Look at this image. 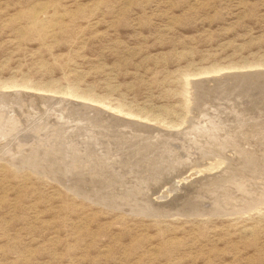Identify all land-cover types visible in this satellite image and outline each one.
<instances>
[{
	"label": "rangeland",
	"instance_id": "374dc122",
	"mask_svg": "<svg viewBox=\"0 0 264 264\" xmlns=\"http://www.w3.org/2000/svg\"><path fill=\"white\" fill-rule=\"evenodd\" d=\"M67 90L77 96L60 93ZM2 92L18 100L29 94L4 110L24 115L19 120L24 132L11 136L12 141L19 140L10 143L12 150L26 153L44 133V128L37 129L39 134L24 129L21 123L29 122L25 116L46 109L38 114L42 121L48 118L45 128H51L59 111L54 112L45 100L62 97L71 99L62 112L71 107L76 117H83L80 120L88 114L99 118L93 119L98 124L94 130L116 127L100 134L103 140L113 137V146L133 143L153 146L158 152L160 145L175 146L181 152L172 158L175 169L162 168L167 163L151 152L147 156L155 159L142 156L141 167L127 170L114 162L116 184L127 182L129 173L131 183L144 178L142 185L148 190L143 191L153 199L198 169L225 176L232 167L238 174L221 187L223 196L261 197L254 207L238 212L202 214L192 212L197 194L192 198L184 194L162 212L144 214L131 208L149 197L137 193L136 202L130 199L135 206L129 202L120 206L122 201L104 205L95 200L101 182L95 175L68 173L60 178L54 176L60 174L59 161L53 163L54 169L52 163L36 165L46 176L10 164L4 157L10 159L12 153L18 157V152L10 154L9 144L6 149L0 146V264H264V0H0ZM43 96L47 99L42 103ZM34 100L40 104L36 106ZM118 119L126 121V128L119 126ZM157 138L165 143H152ZM225 156L235 161L223 162ZM143 170H151V175ZM118 173L128 175L123 178ZM112 177L102 184L104 190L115 184ZM204 198L201 201L208 202ZM202 202L199 205L208 207Z\"/></svg>",
	"mask_w": 264,
	"mask_h": 264
},
{
	"label": "bare ground",
	"instance_id": "6f19581e",
	"mask_svg": "<svg viewBox=\"0 0 264 264\" xmlns=\"http://www.w3.org/2000/svg\"><path fill=\"white\" fill-rule=\"evenodd\" d=\"M4 88H12V87H14L13 85H4L3 86ZM10 92V91H9ZM10 93H12V92H10ZM9 93V94H10ZM15 93V92H14ZM25 93V92H24ZM59 93V92H58ZM60 93H63V95H68V96H70V97H75V96H77L73 91H71V90H67V91H60ZM9 94H3V92L2 93H0V138L1 139H4V140H2V141H0V146H6V147H4L5 149L8 147V144L10 145V143L11 142H15V141H17V140H15V141H12V140H14L13 139V137L11 138V136H13V134L15 135V133L16 134H19L20 135V133L18 132L19 130H21V128H20V122H23L22 120L21 121H19L20 120V118L22 117V116H24L23 114H22V116L21 117H19L18 116V110L19 109H17V114L15 113V111L16 110H14V109H11V110H13L12 112V114H8L7 113V111H4V110H6L7 109V107L8 108H14L15 106H12V103H14L15 104V102L16 103H20L19 102V100L20 99H22V97H26V96H28L29 97V94H27V95H22V93H21V95H22V97L18 100L17 98L18 97H16V96H8ZM13 94V93H12ZM20 94V93H19ZM34 94V93H33ZM32 94V95H33ZM37 94V93H36ZM11 95V94H10ZM13 95H16V93L15 94H13ZM20 95V96H21ZM31 95V94H30ZM31 95V96H32ZM39 95V94H38ZM37 95V96H38ZM18 96V95H17ZM19 96V97H20ZM12 97V98H11ZM24 97V98H25ZM32 97H36V95L34 96H32ZM45 96H43V97H39V98H42V101H40V102H42L43 103V99H47V96L44 98ZM27 99V98H26ZM32 100H33V98H31ZM31 99H29L30 101H32ZM35 99V98H34ZM28 100V99H27ZM27 100H22L21 102H23L24 101V103H21V104H24V106L25 105H27V104H25L26 103V101ZM28 100V101H29ZM36 101H37V98L35 99ZM34 100V103L36 102ZM47 100H50V102L49 101H47ZM47 100H45L46 102H47V104H49L48 106L49 107H52L51 109H53L54 110V112L55 111H59V114H55L54 116H56V120H53V121H55V123H54V125H52V127L51 128H49V129H47V127L45 128V123H47V122H45V120H47V121H49L48 120V118H45L44 117V121H42V116H40L39 114L44 110H40L41 112L39 113V111H37L38 113L36 114V113H32V112H30V113H28V115L27 116H25V117H27L28 118V121L29 122H26V124H23V123H21L22 125H23V128L24 129H26V128H33V132L35 131V130H39L40 129V131L42 130V128H44L43 130L44 131H42V133L43 134H39L38 132V130H37V133H35V134H39V135H41V136H39V137H37V136H35V137H37L36 139H34V141L31 143V144H29L28 146H31V148L30 149H27V152L26 153H24V152H22V150L21 151H19V149H18V151L16 150V149H14V150H12V148H11V145H10V154H11V151H17L18 152V157H14V155H16L15 153L13 154H11V155H13V156H11L9 153H8V155H10L9 157H10V159H8V158H6V157H4L10 164H12V165H14V166H17V167H22L23 168V166H27V167H29L33 172H39L40 174H41V172H43V173H45L44 172V170H42V169H36V165H39V164H41V163H48V164H51L52 163V165H50V166H53V163L55 164V162H57V161H59L60 163H61V165H59L58 164V166H57V168H58V172L60 173V174H56V175H54V176H64L65 177V175H67L68 173L69 174H72V176H73V174H81V173H89L90 175L92 174V176H94L95 175V179H96V177H97V179L99 178L100 180H101V182H100V185H98L99 187V191L97 192V195L95 194V196H96V198L97 199H95V200H97V202H99V203H102V204H110L111 202L113 203V204H115L116 205V203H120L121 201V204H119L120 206L122 205V203H123V205H125L126 203H128V204H130V202H131V200H133V202H136V197H135V195L137 194V193H139V197L141 196V197H149V198H147L146 199V197H145V199L147 200H143V199H141L142 201H144L145 203L143 204V203H141L140 202V200L139 201H137L136 203H138L139 202V207H137V208H131L132 210L134 209H137L138 210V212L140 211V212H143L144 214H154V212H162V210H161V208H163V209H165V207H168V206H170L171 207V205L170 204H172L173 202V200L174 199H176V198H178L179 196L181 197V196H184V194L186 195V194H189V196H191V198L194 196V193H196L197 195H195V197H197L198 198V200H196V198H195V202H193V200L194 199H191L190 197V200H191V203H189V204H191L192 205V202H193V204H195L196 203V210H195V208L193 209V210H195V211H192V212H199V213H202V214H207V213H218V212H220V213H229V212H235V211H241V210H244V209H248V208H251V207H254V205L255 204H257L258 203V201L260 200V198L259 197H261V196H258L257 198H255V199H250V200H247L246 198H248V197H252L250 194H245L244 195V197H245V199L243 198H241V199H238V198H225L223 195V191H221L220 189H221V187H223L224 185H226V184H229V183H231V179H233L234 178V175L235 174H238V173H236V171H234V168H228V170H226V172H227V174L225 175V176H222L221 175V172H219V173H215V174H209V172H207L206 170L204 171H202V169L200 170V169H198L197 171H194V172H191L190 174H188L187 176H184V177H181L180 179H178L177 181H175L174 183H172L171 185H170V187L169 188H167L166 187V189H163V190H160L159 191V193L156 195V197L155 198H153V199H151V197H150V195L149 196H147L148 194H146L147 192H144L146 189H144V187H143V185L142 184H144V183H142V180L144 179V178H141V177H139L138 179H136L137 177V175H136V172H135V174L134 175H136V176H133V178L134 177H136L135 178V180L133 181V179H132V183H131V180H129L130 179V173H129V178L126 176V178L128 179V181L126 182V180L124 181H120V183H115V181H116V179L118 178L117 176V178L115 179L114 177H115V173H114V171H113V165H114V162L115 163H117L118 165H119V167L120 166H124L123 168H125L126 167V169L128 170V168L129 169H132L133 167H136L135 165H140V162H143V158H146V157H148V158H150V157H152V156H147V152H151L152 153V155H155V158H159V161H161L162 162V160L164 161V162H166L167 164H163L164 165V167H163V165H162V168H165L166 169V166H168L169 168H176V167H173L174 166V164H173V166H172V163H173V161H172V158L174 157H177L178 155H180V151L178 152L177 150H176V147L175 146H161L160 145V142H162V144L163 143H165V140H160L159 138H157V139H159V140H156L155 142H152V143H157V144H159L160 146H158V148H161V150L158 152V150L157 149H153L152 147L153 146H135L133 143H131L129 146H113V145H111L110 143L112 142L111 140L113 139V137H112V139H102L103 138V134H104V132L102 133V130H106L107 128V131L109 130V129H114V128H116V127H114L113 125V127H111V128H109V127H107V128H101L100 126H99V128H101L102 130H100V131H96V130H94V128L95 127H97L98 128V124H94V122L96 121V120H93V119H99V118H94L93 117V119H91V115H90V117L88 116L89 114L87 113V112H89V110H88V108H90V107H92L91 105H89V107L87 108V117L84 119L85 120V122H83V124L82 125H80L81 124V122L82 121H84V120H82L83 119V117L82 116H80V118H82L81 120H80V118L79 117H76V113L75 112H72L71 110H70V108L69 109H66L65 108V110L62 112V108L64 107V105H67V104H71V102H70V100H67L66 98H60V97H56V98H51L50 97V99L48 98ZM72 100H74V99H72ZM39 101V100H38ZM44 101V102H45ZM77 101V100H76ZM33 102V101H32ZM49 102V103H48ZM34 103H32V108H33V106H34ZM37 104H36V106L38 105V103L39 102H36ZM51 103V104H50ZM77 103V102H76ZM29 104V103H28ZM40 104V103H39ZM56 104H58V107L57 108H55L54 107V105H56ZM69 104V105H70ZM72 104H75V103H72ZM16 105H18V104H16ZM63 105V106H62ZM69 105H67V106H69ZM77 105H78V103H77ZM77 105H71L72 107L73 106H77ZM83 105H85V104H83ZM30 106H31V104H30ZM44 106V105H43ZM23 107V106H22ZM35 107V106H34ZM42 107V106H41ZM41 107H37L38 109H40ZM66 107V106H65ZM80 107H81V105H80ZM79 106H78V108L79 109H81ZM17 108V107H16ZM15 108V109H16ZM26 108V110H27V106L25 107ZM45 108H46V106H45ZM68 108V107H67ZM76 109H77V107H75ZM74 108V109H75ZM85 108V107H84ZM22 109V108H21ZM24 109V108H23ZM64 109V108H63ZM73 108H72V110H74ZM212 109V108H211ZM8 110V109H7ZM25 110V109H24ZM34 110H35V108H34ZM37 110V109H36ZM46 110V109H45ZM45 110H44V112L43 113H46V112H48V110H46V112H45ZM50 110V109H49ZM68 110H70V111H68ZM91 110V109H90ZM99 110V107H98V109H97V111ZM9 111V110H8ZM23 111V110H22ZM28 111H30L29 109H28ZM52 111V110H51ZM50 111V112H51ZM74 111H76V110H74ZM84 111V110H83ZM107 111V110H106ZM2 112V113H1ZM21 112V111H20ZM25 112V111H24ZM23 112V113H24ZM49 112V113H50ZM109 114H110V111H107ZM11 113V112H10ZM14 113H15V115H17L18 117H16L15 115H14ZM32 113V114H31ZM48 113V114H49ZM52 113V112H51ZM80 113V112H79ZM78 113V114H79ZM82 113V112H81ZM106 113V112H105ZM119 113V112H118ZM31 114V115H30ZM42 114V113H41ZM90 114H91V112H90ZM107 114V113H106ZM127 114V113H126ZM20 115V114H19ZM26 115V114H25ZM79 115H81V114H79ZM78 115V116H79ZM84 115H85V113H84ZM83 115V116H84ZM112 115V114H111ZM47 116V115H46ZM52 116V115H51ZM99 116V115H98ZM108 116V115H107ZM106 116V117H107ZM113 116H115V115H113ZM112 116V117H113ZM194 116V115H193ZM231 116V115H230ZM24 117V118H25ZM48 117V116H47ZM19 118V119H18ZM42 118V119H41ZM49 118H50V116H49ZM52 118V117H51ZM108 118V117H107ZM215 118V117H214ZM101 119V118H100ZM26 120V119H25ZM41 120V122H39ZM51 120V119H50ZM81 121V122H77V121ZM107 120V119H106ZM115 120H117V119H115ZM36 121V122H35ZM52 121V120H51ZM52 121V122H53ZM122 120L121 119H118V123L119 122H121ZM39 122V123H38ZM50 122V121H49ZM98 122H99V120H98ZM117 122V121H116ZM222 122V121H221ZM96 123V122H95ZM101 123V122H100ZM106 123H108V122H106ZM110 123H114V122H110ZM110 123H108V125L107 126H109V124ZM126 123V121H122L121 123H119L120 125L119 126H122L123 124H125ZM50 124V123H49ZM103 124V123H102ZM116 124V123H115ZM122 124V125H121ZM209 124V123H208ZM21 125V126H22ZM46 125H48V123L46 124ZM51 125V124H50ZM49 125V126H50ZM100 125V124H99ZM105 125V126H106ZM218 125H220V124H218ZM104 126V125H103ZM102 126V127H103ZM118 126V127H119ZM122 127H124V128H126V126H122ZM131 127V123H129L128 122V125H127V131H126V133L128 132V129ZM213 127V126H212ZM216 127V126H215ZM22 128V129H23ZM88 128H89V133H86L87 131H88ZM137 128V127H136ZM197 128V127H196ZM207 128V127H206ZM211 128V127H210ZM35 129V130H34ZM120 129L123 131V129L120 127ZM179 129V128H178ZM27 130H30V129H27ZM26 130V131H27ZM119 130V129H118ZM117 130V131H118ZM121 130H120V132H121ZM130 130V129H129ZM163 130V129H162ZM198 130V129H197ZM24 132V130H21L20 132ZM31 131H32V129H31ZM30 131V132H31ZM125 131H124V134H125ZM201 131H202V129H201ZM204 131V130H203ZM207 131V130H206ZM218 131V130H217ZM216 131V132H217ZM18 132V133H17ZM111 133H113L112 131H110ZM110 132H108V133H110ZM116 132V131H115ZM120 132H118V133H120ZM133 132V131H132ZM197 132V131H196ZM97 133L99 134V135H97ZM106 133V132H105ZM108 133H106V134H108ZM28 134H30L29 132H28ZM100 134H102V135H100ZM123 134V133H122ZM128 134V133H127ZM184 134V133H183ZM188 134V133H187ZM231 135V134H230ZM16 136V135H15ZM18 136V135H17ZM26 136V135H25ZM32 136L34 137V135L32 134ZM106 136V135H105ZM109 136H111V134L109 135ZM123 136H125V135H123ZM131 136H136V134H131ZM130 136V137H131ZM163 136V135H162ZM209 136V135H208ZM8 137H10V138H8ZM29 137V136H28ZM106 137H108V136H106ZM119 136H117V138H118ZM121 137V136H120ZM126 137H127V135H126ZM126 137H123V138H125V140H126ZM156 137V136H155ZM166 137V136H165ZM186 137V136H185ZM191 137V136H190ZM228 137V136H227ZM21 138V137H20ZM20 138H18V139H20ZM24 139H25V137H23ZM23 138H21V140L23 139ZM116 138V137H115ZM115 138H114V141L115 142H118V144H121V145H123V144H125L124 142H121V141H117V139L115 140ZM129 138V137H128ZM229 138V137H228ZM232 138V137H231ZM15 139H17V137L15 138ZM32 139V138H31ZM32 139V140H33ZM213 139V138H212ZM26 140V139H25ZM29 140V139H28ZM31 140V141H32ZM229 140V139H228ZM114 141H113V143H114ZM192 141V140H191ZM19 142V140L17 141V143ZM21 142H25V141H21ZM20 142V143H21ZM26 142H27V140H26ZM24 143V144H27V143ZM29 142V141H28ZM112 143V144H113ZM150 143V142H149ZM115 144V143H114ZM141 144V143H140ZM20 144H18V145H16V146H19ZM97 145V146H96ZM131 145H133V146H131ZM23 146V145H22ZM25 146V145H24ZM206 146V145H205ZM27 147V146H26ZM154 147H156V146H154ZM180 148H182V146H179ZM199 147V146H198ZM9 148V147H8ZM14 148H16V147H14ZM29 148V147H28ZM150 148H152L153 150H151ZM157 148V147H156ZM2 149V148H1ZM25 149V148H24ZM178 149V148H177ZM183 149V148H182ZM181 149V150H182ZM186 150H188V148H185ZM185 149H183V150H185ZM236 149V148H235ZM157 151L156 153L154 152V151ZM185 150V151H186ZM2 151V150H1ZM234 151V150H233ZM233 151H232V153H233ZM4 152V151H3ZM6 152V151H5ZM215 152V151H214ZM7 153V152H6ZM236 153V157H237V152H235ZM4 154V153H3ZM146 154V155H145ZM184 155L186 154V152L185 153H183ZM188 154V153H187ZM204 154V153H203ZM206 154V153H205ZM204 154V155H205ZM145 155V156H144ZM149 155V154H148ZM151 155V154H150ZM183 155V156H184ZM191 155V154H190ZM232 155V154H231ZM234 155H232V157L231 158H233V156ZM142 156H143V158H142ZM186 156V155H185ZM227 156V155H226ZM225 156V157H226ZM8 157V156H7ZM139 157H140V159H139ZM180 157V156H179ZM190 157V156H189ZM256 157V156H255ZM3 158V157H2ZM142 158V159H141ZM154 158V156H153V158H150V159H155ZM187 157H185V159H186ZM204 158V157H203ZM238 158H239V155H238ZM150 159H147V160H150ZM161 159V160H160ZM177 159V158H176ZM184 159V160H185ZM241 159V158H240ZM138 160H140L139 162H138ZM179 160V159H178ZM181 160V159H180ZM188 160H190V159H188ZM222 160H223V162H226V161H228V162H231V161H233V160H230V157H229V159H227V157L226 158H222ZM244 160V159H243ZM246 160V159H245ZM41 161V162H40ZM172 161V162H171ZM182 161V160H181ZM186 161V160H185ZM194 161V160H193ZM235 161V160H234ZM7 162V163H8ZM147 161L145 160V163H146ZM149 162V161H148ZM175 162V161H174ZM177 162V161H176ZM254 162V161H253ZM152 163V162H151ZM158 163H160V162H158ZM157 163V164H158ZM180 164L179 165H181L182 163L181 162H179ZM184 163V162H183ZM141 164H143V163H141ZM150 163H148V165H149ZM153 164V163H152ZM154 164H156V163H154ZM162 163H160V165H161ZM177 164H178V162H177ZM186 164H187V162H186ZM47 165V164H46ZM176 165V164H175ZM178 165V166H179ZM185 165V164H184ZM36 166V167H35ZM40 166V165H39ZM44 166V165H43ZM115 166H117V165H115ZM144 166H146V165H144ZM144 166H142V167H144ZM188 166V165H187ZM187 166H185L186 168H188ZM263 166V165H262ZM46 167V166H45ZM54 167L55 166H53V169H54ZM118 167V168H119ZM140 167H141V165H140ZM155 167V166H154ZM167 167V168H168ZM184 167V166H183ZM184 167V168H185ZM137 168V167H136ZM151 168H153V167H150L149 166V168H147V169H151ZM156 168V167H155ZM157 168H159V165H158V167ZM214 168V167H213ZM263 168V167H262ZM120 169V168H119ZM119 169H116L117 171H119ZM126 169H125V171H126ZM144 169V168H143ZM160 169V168H159ZM173 169V170H174ZM177 169H179V168H177ZM190 169V168H189ZM226 169V168H225ZM49 170L51 171V169H49L48 168V172H49ZM56 170V169H55ZM115 170V171H116ZM122 170V169H121ZM124 170V169H123ZM123 170L121 171V173L123 172ZM137 170V169H136ZM153 170H154V168H153ZM164 170V169H163ZM184 170V169H183ZM187 170V169H186ZM211 170V169H210ZM236 170V169H235ZM54 171V170H53ZM57 171H55L54 173H56ZM138 171V170H137ZM140 172H141V169L139 170ZM143 171H148V173H150L149 171H151V170H143ZM155 171H156V169H155ZM185 171V170H184ZM239 171V170H238ZM257 171V170H256ZM256 171H255V173H256ZM262 171V170H261ZM46 172H47V170H46ZM120 172V171H119ZM152 172H154V171H152ZM165 172V171H164ZM174 172V171H173ZM42 173V174H43ZM61 173H63V174H61ZM131 173H132V171H131ZM143 173V172H142ZM141 173V174H142ZM254 173V174H255ZM50 174V176L52 175L51 173H49ZM49 174H48V176H49ZM78 174V175H79ZM87 175V178H88V176H90V175ZM119 174V173H118ZM124 174H127V173H123V175ZM138 174V173H137ZM146 174V173H145ZM223 174V173H222ZM256 174H258V173H256ZM263 174V173H262ZM45 175H46V173H45ZM82 175V174H81ZM114 175V177H112ZM123 175H121V174H119V177L120 176H123ZM128 175V174H127ZM139 175V174H138ZM147 175V174H146ZM149 175V174H148ZM150 175H151V173H150ZM233 175V176H232ZM47 176V175H46ZM53 176V175H52ZM52 176H51V178H52ZM70 176V175H69ZM75 176V175H74ZM73 176V177H74ZM140 176V175H139ZM142 176V175H141ZM145 176V175H144ZM143 176V177H144ZM157 176V175H156ZM64 177H62V179H64ZM68 177V176H67ZM78 177V176H77ZM83 176H81V178H82ZM111 177L112 178H114L115 180H113L114 181V185L112 186L111 185V187L109 188L108 187V189L107 190H104L103 188H102V184H104V183H106L105 181H107V180H110L111 179ZM131 177H132V175H131ZM56 180L58 179V178H56V177H54ZM61 178V177H60ZM69 178H71L72 179V177L70 176ZM76 178V177H75ZM80 178V177H79ZM80 178V179H81ZM123 178H125V176H123ZM148 178V177H147ZM152 178V177H151ZM61 179V180H62ZM66 179L67 178H65L63 181H65L66 182ZM78 179V178H77ZM86 179V178H85ZM84 179V180H85ZM95 179L93 180V182L95 181ZM119 179H121L122 180V177L121 178H119ZM149 179V178H148ZM237 179H239V178H237ZM60 181V180H59ZM68 181H71V180H68ZM79 181H81V180H79ZM92 181V180H91ZM104 181V182H103ZM112 181V180H111ZM117 181H118V179H117ZM149 181V180H148ZM151 181V180H150ZM234 180H232V182H233ZM82 183H83V181H81ZM80 182V183H81ZM86 182V181H85ZM88 182V181H87ZM90 182V181H89ZM98 182V181H97ZM108 182V181H107ZM110 182V181H109ZM119 182V181H118ZM152 182H153V180H152ZM154 182H155V180H154ZM153 182V183H154ZM240 182V181H239ZM78 183V182H77ZM79 183V184H80ZM111 183V182H110ZM113 183V182H112ZM148 183V182H147ZM153 183H151V185L153 184ZM235 183H236V181H235ZM68 184H70V183H68ZM68 184H66L67 186H68ZM71 184H72V182H71ZM74 184H76V183H73L72 184V186L74 185ZM89 184V183H88ZM87 184V186L89 187V185ZM96 184L97 183H93V185L92 186H96ZM150 184V183H149ZM64 185V184H63ZM66 185H65V187H66ZM83 185V184H82ZM154 185H155V183H154ZM153 185V186H154ZM242 185V184H241ZM80 186V185H79ZM79 186H76V187H78L79 188ZM147 186V185H146ZM150 186V185H149ZM149 186H147V187H149ZM153 186H150V187H153ZM236 186H238V185H236ZM249 186V185H248ZM70 187V186H69ZM73 187H75V185L73 186ZM81 187V186H80ZM85 187H86V185H85ZM84 187V188H85ZM105 187H106V185H105ZM227 187V186H226ZM235 187V186H234ZM234 187L232 188V189H234ZM247 187V186H246ZM90 188V187H89ZM154 188H155V186H154ZM241 187H238V189H240ZM69 189V188H68ZM80 189V188H79ZM87 190H88V188H86ZM94 189V188H93ZM143 189H144V191H143ZM160 189V188H159ZM225 189V188H224ZM249 189V188H248ZM258 189V188H257ZM69 190H73V189H69ZM76 189H74L73 191H75ZM83 190H85V189H83ZM97 190V188H95V191ZM148 190V189H147ZM151 190H153V192H155V190L154 189H151ZM158 190V189H157ZM157 190H156V192H157ZM245 190V189H244ZM81 192H82V190H80ZM90 191L92 192V190H91V188H90ZM95 191H93V192H95ZM236 191V189H234V192ZM87 192V191H86ZM86 192H83V193H80V192H78V193H80V195H82V194H86L87 195V193ZM77 193V194H78ZM88 193H90V192H88ZM149 193V192H148ZM237 193V192H236ZM241 193H242V191H241ZM93 194V195H94ZM141 194V195H140ZM150 194L152 195V193L150 192ZM155 194V193H154ZM153 194V195H154ZM192 194H193V196H192ZM252 194V193H251ZM138 195V194H137ZM85 196V195H84ZM88 196H91V193L88 195ZM187 197H188V195H186ZM226 196V195H225ZM230 196H232V195H230ZM86 197V196H85ZM137 198V199H140V198ZM205 197V198H204ZM263 197V196H262ZM89 198V197H88ZM91 198V197H90ZM94 198V197H93ZM202 198H204V199H206L207 198V200H208V202H202L201 201V199ZM131 199V200H130ZM179 199H182V197L181 198H179ZM92 200V199H91ZM178 200V199H177ZM233 200H235L234 202H233ZM120 201V202H119ZM181 201H183V200H181ZM180 201V202H181ZM108 202H110V203H108ZM132 202V204H130L131 206H135L136 205V203H133ZM177 202V201H176ZM178 202H179V200H178ZM184 202V201H183ZM207 203V206L208 207H206V204H205V207L206 208H204V206H202V205H199L200 203ZM140 203H141V206H140ZM127 204V205H128ZM240 204H242L241 206H239ZM122 205V206H123ZM173 205V204H172ZM183 205H185V204H183ZM190 205V206H191ZM204 205V204H203ZM111 206V205H110ZM176 206H177V204H176ZM175 206V207H176ZM189 206V205H188ZM193 206V205H192ZM195 206V205H194ZM116 207V206H115ZM125 207V206H124ZM126 207H129V206H126ZM125 207V208H126ZM119 208V207H118ZM123 208V207H122ZM124 208V209H125ZM130 208V207H129ZM189 208V207H188ZM187 208V209H188ZM191 208H193V207H191ZM179 209V208H178ZM186 209V208H185ZM136 210V211H137ZM166 210H167V208H166ZM176 210V209H175ZM174 210V211H175ZM183 210V209H182ZM192 210V209H191ZM171 211V210H170ZM173 211V212H174ZM188 211V210H187ZM163 212H165V211H163ZM167 212V211H166ZM165 212V213H166ZM177 212H178V210H177ZM191 212V211H190ZM176 213V212H175ZM155 214H157V213H155ZM174 214V213H173Z\"/></svg>",
	"mask_w": 264,
	"mask_h": 264
}]
</instances>
